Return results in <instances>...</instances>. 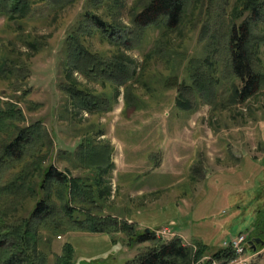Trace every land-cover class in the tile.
Listing matches in <instances>:
<instances>
[{"label":"rangeland","instance_id":"rangeland-1","mask_svg":"<svg viewBox=\"0 0 264 264\" xmlns=\"http://www.w3.org/2000/svg\"><path fill=\"white\" fill-rule=\"evenodd\" d=\"M147 1L76 0L61 8L37 3L20 28L0 16V61L11 59L26 74L16 82L0 78V101L21 108L22 126L42 123L53 142L44 165L71 178L98 173L96 180L104 188L99 215L134 225V237L146 229L152 234L148 242L131 245L123 232L48 235L39 229L36 251L47 256V264H55L67 242L75 264H124L168 241L155 231L169 227L181 234L184 240L175 237L182 243L195 246L188 247L191 251L206 247L210 255L240 233L264 241L259 234L264 231V88L243 103L227 102L232 84L240 85L227 67L229 30L233 21L238 27L248 20L247 14H240L239 0H191L176 28L164 32L150 26L139 42L122 46L94 31L85 36L83 45L90 52L105 59L123 54L132 60L138 78L133 90L141 102L136 111L122 113V87L112 111L91 114L78 108L60 86L66 81L113 95L110 86L76 72L65 74L67 39L86 25L88 13L126 27L127 33L132 15ZM248 25L252 52L264 66V10L260 21ZM31 41L37 47L29 46ZM199 77L204 84H214L208 95L196 97ZM180 91L183 100H190V111L177 106ZM85 137L110 150L114 166L108 172L80 163L78 149ZM193 167L199 168L196 181L189 178ZM12 173L0 170V185ZM31 201L4 217L0 212V218L10 222L27 216ZM5 202L0 199V209ZM255 246L251 264H264V245Z\"/></svg>","mask_w":264,"mask_h":264},{"label":"trees","instance_id":"trees-1","mask_svg":"<svg viewBox=\"0 0 264 264\" xmlns=\"http://www.w3.org/2000/svg\"><path fill=\"white\" fill-rule=\"evenodd\" d=\"M74 1L76 0H0V16H4L7 24L20 28L23 21L32 13L35 4L47 3L53 8H61ZM190 1L148 0L140 11L132 15V29L127 33L126 27L108 23L98 15L93 13L84 15L86 25L67 39L64 72L66 75L69 72H76L85 79L99 82L101 86H110L113 95L92 93L66 81L60 85L63 91L78 108L91 114H103L112 111L118 101L119 88L122 87L125 103L122 113L138 110L140 99L133 90L138 78L132 60L123 54L114 59L100 57L83 45V39L94 31L108 42L122 46L124 42H139L150 26L163 28L164 32L171 31L179 25ZM263 6V0H239L240 14L241 16L247 14L248 20L240 23L238 27L233 21L230 27L226 47L227 67L230 76L240 83L232 84L231 94L227 98L230 105L243 103L264 88V66L252 52L248 25L250 22L260 21ZM31 42L29 46L37 47L36 41ZM147 57H152V54L149 53ZM11 63V59L0 61V78L10 82L24 79L26 77L24 67L13 66ZM12 79L14 81H11ZM205 84L199 77L196 84L198 87L193 91L194 96L209 94L214 83L211 84L209 81ZM182 88L184 90L186 87ZM188 89L192 90L193 87ZM20 90L21 88H16V91ZM178 96L177 106L190 111L192 107L190 100H183L181 91ZM24 121V113L20 107L0 101V170L4 168L13 170L0 185V199H6L3 208L0 209L1 215L4 217L6 213L21 208L23 201L32 200L27 216L10 222L0 218V264H47V256L36 251L40 241L37 235L39 229L48 235L63 234L72 230L91 234L123 232L129 236L131 245L149 241L151 232H142L134 237V225L119 223L110 215L105 217L99 215L104 188L102 182L97 181L98 173L85 178H71L53 165L45 166L53 142L42 123L22 126ZM78 150L80 163L85 166L93 164V169L99 172L102 170L108 172L114 166L109 159L110 150L98 148L89 137L84 138ZM198 172L199 168L193 167L191 173L195 176L190 175L189 178L196 181L194 177L198 176ZM27 206L26 204L24 209ZM256 225L260 223L257 221ZM259 234L264 235V231L259 230ZM208 250L199 246L195 251H191L182 244L180 238H173L146 248L144 252L124 264H212L214 261L228 264L234 260V254L229 248H219L211 255L207 254ZM73 256L74 250L67 242L55 264H75ZM207 256L209 257L207 260L200 262Z\"/></svg>","mask_w":264,"mask_h":264},{"label":"built area","instance_id":"built-area-1","mask_svg":"<svg viewBox=\"0 0 264 264\" xmlns=\"http://www.w3.org/2000/svg\"><path fill=\"white\" fill-rule=\"evenodd\" d=\"M157 234L167 236L170 234V231L167 229H163L161 231H158ZM245 243H246L245 235H238L228 243V246L232 249V251L236 255V260L233 262V264H248L250 257L246 256Z\"/></svg>","mask_w":264,"mask_h":264},{"label":"water","instance_id":"water-1","mask_svg":"<svg viewBox=\"0 0 264 264\" xmlns=\"http://www.w3.org/2000/svg\"><path fill=\"white\" fill-rule=\"evenodd\" d=\"M145 232L148 233L149 230L146 229ZM249 244L251 245V249H252L253 251H255V249H256V246H255V245H257V244L264 245V241H262V240L259 239V238H256V239H252V240L249 242Z\"/></svg>","mask_w":264,"mask_h":264},{"label":"crops","instance_id":"crops-1","mask_svg":"<svg viewBox=\"0 0 264 264\" xmlns=\"http://www.w3.org/2000/svg\"><path fill=\"white\" fill-rule=\"evenodd\" d=\"M179 234V233H178ZM181 235V234H180Z\"/></svg>","mask_w":264,"mask_h":264}]
</instances>
